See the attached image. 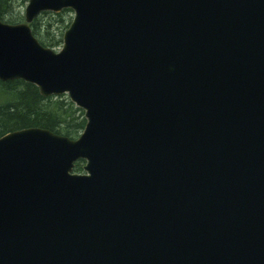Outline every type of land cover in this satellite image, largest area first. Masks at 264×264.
Instances as JSON below:
<instances>
[{
    "label": "water",
    "instance_id": "95a60500",
    "mask_svg": "<svg viewBox=\"0 0 264 264\" xmlns=\"http://www.w3.org/2000/svg\"><path fill=\"white\" fill-rule=\"evenodd\" d=\"M0 79L87 120L0 136V264H264V0H28Z\"/></svg>",
    "mask_w": 264,
    "mask_h": 264
},
{
    "label": "trees",
    "instance_id": "16d2710c",
    "mask_svg": "<svg viewBox=\"0 0 264 264\" xmlns=\"http://www.w3.org/2000/svg\"><path fill=\"white\" fill-rule=\"evenodd\" d=\"M16 2L0 0L1 20L17 23L24 19V10L18 9ZM71 13L69 8L42 12L31 23L34 35L43 45L60 48L73 18ZM86 122L84 110L67 94L44 96L37 85L23 79H0V136L14 129L39 126L74 139L84 130ZM83 164V159L77 161L74 170L83 171Z\"/></svg>",
    "mask_w": 264,
    "mask_h": 264
},
{
    "label": "rangeland",
    "instance_id": "374dc122",
    "mask_svg": "<svg viewBox=\"0 0 264 264\" xmlns=\"http://www.w3.org/2000/svg\"><path fill=\"white\" fill-rule=\"evenodd\" d=\"M28 2V1H27ZM27 2H23V0H17V2H16V5H17V8L19 9V8H22L24 11H25V7H26V5H27ZM72 17H73V15H74V12L72 11ZM59 49V48H58Z\"/></svg>",
    "mask_w": 264,
    "mask_h": 264
}]
</instances>
